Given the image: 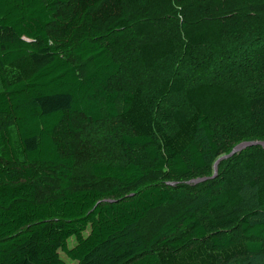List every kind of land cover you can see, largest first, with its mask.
Masks as SVG:
<instances>
[{"label": "trees", "instance_id": "obj_1", "mask_svg": "<svg viewBox=\"0 0 264 264\" xmlns=\"http://www.w3.org/2000/svg\"><path fill=\"white\" fill-rule=\"evenodd\" d=\"M177 54L264 79V0H0V264H264V181L247 212L232 177L197 197L179 185L264 141V83L161 77ZM177 94L187 111L165 109ZM110 120L130 131L123 163L83 165L106 189L74 184L80 136ZM251 147L237 170L254 171Z\"/></svg>", "mask_w": 264, "mask_h": 264}, {"label": "rangeland", "instance_id": "obj_2", "mask_svg": "<svg viewBox=\"0 0 264 264\" xmlns=\"http://www.w3.org/2000/svg\"><path fill=\"white\" fill-rule=\"evenodd\" d=\"M174 21V20H173ZM172 20L164 24L162 30L171 31L176 33V26ZM173 23L172 24H170ZM202 53L198 52L197 56L201 58ZM188 61L180 54L168 59L162 64L161 77L167 75H190L194 80L214 82L219 81L224 85L228 84V80L236 84H242L243 87L247 82L253 84L264 83L263 74L260 73V66L254 65L246 68L241 58L230 62L213 63L212 65L203 62L202 66L195 72H191L188 66ZM165 109H181L188 110L186 102L181 94L171 96L165 100ZM130 134L128 128L123 125L119 120L105 121L96 125H88L78 143V151L75 158V172L74 184L78 186H92L97 189L103 190L109 187L107 182H96L90 179L82 170L84 164L89 162H104L111 164H122L123 159L118 148V140L122 135ZM250 143H261L257 145L260 150L256 151L255 157L256 167L252 172L237 170L240 167L241 160L246 157L250 158L249 149L252 148L248 145ZM245 144V145H244ZM219 164V162H218ZM209 176H197L185 181H182L180 187L197 197L204 191L216 187L220 181L225 178H231L232 181L242 188L243 205L241 212L256 210L254 189L251 184H259L264 181V141H243L234 146L222 156V162ZM174 187V186H172ZM254 219L264 220V214H259ZM88 233V227L79 235H68L65 239L64 245L70 248L75 245L79 237H84ZM60 257L66 260L63 253ZM67 261V260H66ZM68 262V261H67ZM262 255L256 256H243L233 259L226 263L221 264H261Z\"/></svg>", "mask_w": 264, "mask_h": 264}, {"label": "water", "instance_id": "obj_3", "mask_svg": "<svg viewBox=\"0 0 264 264\" xmlns=\"http://www.w3.org/2000/svg\"><path fill=\"white\" fill-rule=\"evenodd\" d=\"M244 145H245V144H244ZM248 145H262V144H261V143H250V144H248ZM220 160H222V157H221L220 159H218V160L215 162V164H214V169H215L216 165L218 164V162H219Z\"/></svg>", "mask_w": 264, "mask_h": 264}]
</instances>
